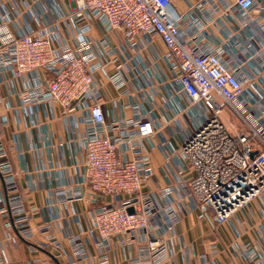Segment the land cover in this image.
Masks as SVG:
<instances>
[{
	"label": "built area",
	"instance_id": "2783aa9c",
	"mask_svg": "<svg viewBox=\"0 0 264 264\" xmlns=\"http://www.w3.org/2000/svg\"><path fill=\"white\" fill-rule=\"evenodd\" d=\"M70 1V11L55 8L54 17H38L37 29L14 33L9 21L0 19V88L10 77L24 79L18 93L22 104L48 103L65 113H84L80 180L54 193L60 204L88 198L94 205L91 227L86 237L72 235L67 247L50 235L42 245L54 246L64 264H113L118 253L130 264H177L174 239L184 198L215 222L229 223L238 236L243 224L239 229L236 218L257 201L264 242V0H197L187 2L185 13L171 0ZM62 23L65 35L59 32ZM96 24L102 32L97 40L89 35ZM120 32L123 42L114 45L109 36ZM154 36L164 44L176 95L189 105L200 104L203 115L179 140L180 156L193 175L185 178L182 169L168 165L165 186L150 190L146 184L154 171L145 143L156 133L154 119L138 112L108 119L97 72L128 57L129 46ZM108 78L127 92L123 65ZM224 109L238 117L240 131L223 120ZM7 157L0 137L6 191L0 188V213L10 216L8 228L32 237L30 211ZM169 175L182 179L180 187ZM243 248L250 260L260 255L249 244ZM211 249L216 252L217 244Z\"/></svg>",
	"mask_w": 264,
	"mask_h": 264
},
{
	"label": "crops",
	"instance_id": "0c3cea01",
	"mask_svg": "<svg viewBox=\"0 0 264 264\" xmlns=\"http://www.w3.org/2000/svg\"><path fill=\"white\" fill-rule=\"evenodd\" d=\"M171 1L185 13L187 2L197 0ZM72 5L70 0H0V19L8 20L10 29L18 33L39 28V18L54 17L55 8L68 12ZM63 28L62 23L59 32L65 35ZM210 29L217 30L218 26L210 24ZM89 35L95 40L100 39V27L94 25ZM109 38L117 45L123 42V33ZM164 52L162 40L154 36L129 46L128 57H119L104 71L97 72L105 93L103 110L108 119L130 118L137 112L149 114L154 119L156 133L145 143L154 171L153 180L146 184V189L150 190L165 186L169 167L176 172L182 169L185 178L193 175L190 163L180 156L179 140L183 132L203 115L200 104L189 105L184 96L176 95ZM118 65L127 70V92L124 94L108 78ZM24 83H27L24 79L10 77L1 85L0 137L8 150L7 159L13 167L18 193L30 211L33 236L25 237L15 227L8 228L6 223L10 216L0 213V254L5 258L1 264H64V258L55 257L54 246L46 248L42 243L50 235L67 247L72 235L86 237L91 227L89 212L94 205L88 198L60 204L54 193L57 187L73 185L80 180L85 159L84 113H65L61 107L48 103L24 105L18 97ZM222 118L232 131L241 130L240 120L229 109H224ZM174 180L180 187L182 179ZM0 188L5 195L1 174ZM182 203L185 212L176 227L174 239L177 264H264V242L258 233V224L263 220L258 214L257 201L236 218L239 229V224H243L240 236L229 223L215 222L213 217L195 208L189 199L184 198ZM44 227H48L47 232L43 231ZM213 243L217 244L216 252L211 249ZM246 244L259 250L260 255L252 260L245 257L242 251ZM91 251L95 253L94 245ZM111 260L113 264H130L121 253Z\"/></svg>",
	"mask_w": 264,
	"mask_h": 264
},
{
	"label": "water",
	"instance_id": "95a60500",
	"mask_svg": "<svg viewBox=\"0 0 264 264\" xmlns=\"http://www.w3.org/2000/svg\"><path fill=\"white\" fill-rule=\"evenodd\" d=\"M129 211L132 212L133 211V208H129Z\"/></svg>",
	"mask_w": 264,
	"mask_h": 264
}]
</instances>
